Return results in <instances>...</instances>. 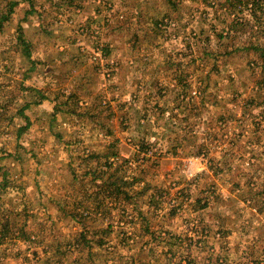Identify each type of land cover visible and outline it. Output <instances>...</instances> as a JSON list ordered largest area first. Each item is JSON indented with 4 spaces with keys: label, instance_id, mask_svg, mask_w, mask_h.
<instances>
[{
    "label": "rangeland",
    "instance_id": "1",
    "mask_svg": "<svg viewBox=\"0 0 264 264\" xmlns=\"http://www.w3.org/2000/svg\"><path fill=\"white\" fill-rule=\"evenodd\" d=\"M226 5L0 0V264H264V15ZM110 161L142 213L91 206Z\"/></svg>",
    "mask_w": 264,
    "mask_h": 264
},
{
    "label": "trees",
    "instance_id": "2",
    "mask_svg": "<svg viewBox=\"0 0 264 264\" xmlns=\"http://www.w3.org/2000/svg\"><path fill=\"white\" fill-rule=\"evenodd\" d=\"M215 1H219V0H215ZM225 3H227L225 9H227V15L226 17L228 18L229 16H231L232 14V9L236 4V5H242L248 8V10H250L252 12V15L254 17H257L256 12L259 13L258 15H264V0H224ZM12 6H7V8L5 10L0 9V31H2V28L6 25V23L8 22L11 12L12 10ZM226 21V20H225ZM227 22V21H226ZM19 32V31H18ZM228 36V33L226 34V36H222L220 34V40L225 37ZM19 42L24 44V47H28V42L21 37L20 35L18 36ZM245 50H249V49H253L256 52V57H254V63H256V67L260 66L261 68H264V46H257L255 44H253L252 42H249V46H244ZM251 60V61H252ZM250 61V62H251ZM260 83V82H259ZM258 95L260 94V90L263 88L264 90V86L261 84H258ZM186 96V95H185ZM251 100V99H250ZM25 127V126H24ZM198 151L203 152V148L198 149ZM112 156L116 157V154L111 153V156L107 154L106 156V161L111 158H113ZM113 161V160H112ZM121 163L123 165L126 166H130L131 165V159L130 158H122L121 159ZM105 169L100 170L99 172H91V180L94 183L95 181H100L101 183L97 184L96 182V187L95 190H93L89 196V199L91 201V206L93 207V209L96 212H99V214H101V210L104 211L105 213L109 212V209L111 208L110 206L113 204H117L120 208H122V210H128L126 205H131L132 210H138V211H143L141 208L140 203L137 201V197H138V193H144L145 191H134L132 189L134 183L137 181L135 180V178H132L131 181L128 180V178H126L125 176L127 175L126 173L123 174L122 176L119 175L117 173V168L113 167L114 163L113 162H105ZM214 174H218L220 171H223L221 169V167H218L215 164H209L208 166ZM125 169V168H124ZM6 180L2 179L0 181V213L2 211V187L5 185ZM144 184V183H143ZM142 184V185H143ZM254 186V185H252ZM253 192H254V196L264 198V194L260 195L262 193V191H264V184L263 183H258L256 184V186L253 188ZM215 193L214 190H210L209 188H206L204 190H200L199 195L200 197H198L196 199V202L198 204L197 207L194 208L193 211H196L200 208H205L208 205V197L213 195ZM202 194H204L203 196H201ZM259 194V195H256ZM217 197V195H214ZM147 201L145 202V204L147 206L155 208L158 205H160L161 203H163L165 200L162 197L161 194V189L157 186H153L152 190L149 192V194L146 196ZM188 200L184 201V200H179L178 198H176L174 200L173 203L171 202H167V206H169L170 210H169V214H178L179 211H181V209L184 208V204L187 203ZM256 209L261 210L264 207V201H260V202H256L255 204ZM76 209L78 207H75ZM139 212V213H140ZM142 213V212H141ZM140 213V214H141ZM71 216L73 218H75L76 221H78L79 223L82 222V218H80L81 216L79 215L78 212H76V210L72 211ZM143 219L145 220L144 222L149 226L148 224V219L146 218V215L142 216ZM7 219L5 221V223H3L0 220V223H2V225L4 227H7ZM111 225L109 222L106 225V228H104L102 230V232L106 235L107 233H109L111 231ZM82 239L84 238L83 233L81 234ZM89 241V240H88ZM88 241L84 240V243H88ZM129 240H127L128 243ZM77 246V245H76ZM91 254V253H90ZM92 255V254H91ZM133 257L128 258L129 262L127 264H132Z\"/></svg>",
    "mask_w": 264,
    "mask_h": 264
}]
</instances>
